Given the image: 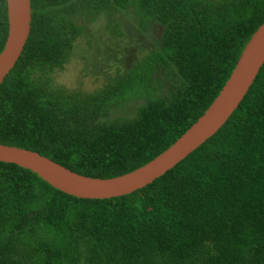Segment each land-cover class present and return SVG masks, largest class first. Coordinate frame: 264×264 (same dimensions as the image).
<instances>
[{
    "label": "trees",
    "instance_id": "1",
    "mask_svg": "<svg viewBox=\"0 0 264 264\" xmlns=\"http://www.w3.org/2000/svg\"><path fill=\"white\" fill-rule=\"evenodd\" d=\"M24 50L0 85V142L110 178L182 135L264 22V0H31ZM135 9L156 49L92 90L56 85L87 22ZM8 33L0 0V52ZM171 81L166 82L165 77ZM143 99L131 117L115 116ZM0 264H264V64L224 125L132 193L81 198L0 161Z\"/></svg>",
    "mask_w": 264,
    "mask_h": 264
},
{
    "label": "water",
    "instance_id": "2",
    "mask_svg": "<svg viewBox=\"0 0 264 264\" xmlns=\"http://www.w3.org/2000/svg\"><path fill=\"white\" fill-rule=\"evenodd\" d=\"M8 33L0 52V85L15 66L29 38L31 0H6ZM264 64V22L243 48L226 83L204 113L174 143L128 173L99 178L78 173L37 151L0 142V161L30 169L68 194L104 199L132 193L165 174L214 135L230 118Z\"/></svg>",
    "mask_w": 264,
    "mask_h": 264
},
{
    "label": "rangeland",
    "instance_id": "3",
    "mask_svg": "<svg viewBox=\"0 0 264 264\" xmlns=\"http://www.w3.org/2000/svg\"><path fill=\"white\" fill-rule=\"evenodd\" d=\"M117 16L122 35L119 32L110 34L104 15L87 22L86 32L77 40L69 61L52 74L56 85L71 90H95L126 74L128 68L156 49L159 26L141 31L136 25L139 14L135 9ZM168 77H165L166 82L171 81ZM141 102L143 99L128 101L116 111L115 116H133Z\"/></svg>",
    "mask_w": 264,
    "mask_h": 264
}]
</instances>
